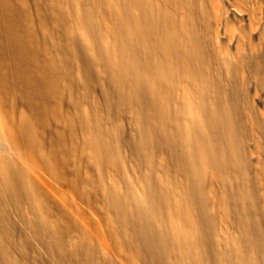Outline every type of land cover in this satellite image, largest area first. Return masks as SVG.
<instances>
[{"label": "rangeland", "instance_id": "374dc122", "mask_svg": "<svg viewBox=\"0 0 264 264\" xmlns=\"http://www.w3.org/2000/svg\"><path fill=\"white\" fill-rule=\"evenodd\" d=\"M13 1L21 12L20 22L34 33V38H27V47L59 64L55 63L58 69L55 67L54 71L60 82L56 93L42 103L45 110L49 108L54 113L46 112L43 121H33L36 145L32 148L24 141L23 129L32 122L34 113H30L31 107L13 83L8 62L1 69L0 216L4 223L0 226V264H145L137 248L126 242L127 232L116 222L105 190L113 187L124 194L132 188L140 198L146 182L163 179L165 168L172 164L164 148L157 152L156 165L140 161L134 152L139 131L135 117L131 118L134 112L106 101L105 78L100 67L93 66V46L77 24L84 11L94 5L93 0ZM150 11L187 19L205 40L206 62L216 94L235 111L241 128L244 127L241 150L247 177L241 185L254 189L257 200L250 204V216L254 217L250 218L257 226L260 224L263 243L264 0H152ZM60 49L65 50L64 55ZM64 57L71 60L68 68L61 69L65 65L59 58L65 60ZM91 62H95L93 67ZM176 94L191 99L194 88L184 82ZM81 115L95 117L106 138L119 142L120 155L115 160L118 164L111 169L106 171L102 165L100 168V162L91 157L90 133L76 122ZM201 136L196 137L195 147ZM11 173L34 186L33 202L18 201L5 193L4 182ZM171 178L174 183L168 190L173 189L179 198L187 185L178 174ZM224 189L221 183H215L209 195V209L216 219L215 236L229 244L239 238L241 229L236 213H229ZM34 202L42 209H37ZM53 225L62 230L61 245L48 241L46 231ZM157 233L162 235L163 231ZM257 255L264 264V249Z\"/></svg>", "mask_w": 264, "mask_h": 264}, {"label": "bare ground", "instance_id": "6f19581e", "mask_svg": "<svg viewBox=\"0 0 264 264\" xmlns=\"http://www.w3.org/2000/svg\"><path fill=\"white\" fill-rule=\"evenodd\" d=\"M13 2L0 0V74L8 62L13 83L31 107L30 113H34L32 122L23 129L25 143L34 148L33 121H43L46 112L54 113L49 108L45 110L42 103L56 91L60 81L54 71L56 62L27 47V38H34V33L20 22L21 12ZM151 3L152 0H93L94 5L77 21L93 46L96 63L91 62V67L97 64L105 78L106 101L134 112L131 118L135 117L139 125L134 145L137 158L154 166L157 152L164 148L172 164L165 168L163 179L144 184L140 198L132 188L122 194L106 187L105 195L115 211L116 222L127 232L126 242L137 248L145 264H261L257 252L264 249L263 235L261 238L260 224L252 222L249 209L257 199L253 188L241 185L247 177L241 150L244 127L235 111L216 94L206 62L207 45L200 31L187 19L151 12ZM62 51L59 53L65 50ZM66 59L59 58L65 65L61 69L69 66L71 59ZM184 82L194 88L191 99L176 94ZM77 120L90 133L91 157L100 162L97 165L106 171L117 165L119 142L106 138L95 117L81 115ZM199 134L202 136L195 147ZM172 174L182 176L187 185L179 198L173 189L168 190L174 183ZM216 182L224 186L229 213H236L241 229L239 238L229 244L214 233L216 219L209 209V195ZM31 186L14 173L8 174L4 182L5 193L18 201L34 200L36 191L32 193L35 188ZM131 200L135 201L133 205ZM34 203L37 209L41 207ZM3 223L0 216V226ZM158 230L163 234L158 235ZM46 235L55 245L63 244L58 225L50 226ZM1 244L0 241V247ZM64 245L67 247L65 242Z\"/></svg>", "mask_w": 264, "mask_h": 264}]
</instances>
